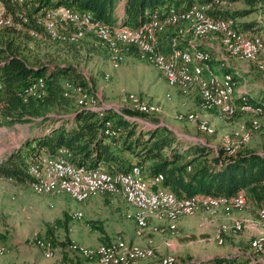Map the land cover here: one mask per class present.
<instances>
[{
    "label": "rangeland",
    "instance_id": "1",
    "mask_svg": "<svg viewBox=\"0 0 264 264\" xmlns=\"http://www.w3.org/2000/svg\"><path fill=\"white\" fill-rule=\"evenodd\" d=\"M227 5L226 3L217 5L212 2L209 8L210 15H212L211 11L217 7L223 9ZM226 9L236 12L239 16L237 23L254 24L253 29L249 27L247 32H241L244 36L264 38V0L255 6L249 5L245 0H238L224 8ZM3 10L0 2V12ZM64 31L73 33L69 25L64 26ZM169 34L173 36L172 45ZM162 35L164 36L161 37ZM162 35L157 37L156 45L160 49V44L161 48L168 52L177 48L180 42L183 45L186 44L185 42L199 44L201 41L215 38L214 36L198 37L188 24L168 27ZM164 37L168 41L163 40ZM13 38L29 63H45L52 67L75 65L88 81L89 92L97 96L98 111L103 110L107 113L106 110H112L119 114H123L124 111L131 113L135 120L145 125L152 126L154 122L159 125H170L178 131L170 129L178 137L177 147L181 150L194 144L209 145L211 153L199 158V161L211 159L221 148L224 150L229 147L232 140L239 145L238 152L241 149L257 150L264 156V114L251 111L237 112L231 117L216 110L205 113L198 111L197 105L193 110L183 108L185 103L182 104L184 97L179 92L180 89L170 86L165 76L154 65L148 64L135 48L120 46L119 53L123 56L124 63L114 69L110 52L93 33L85 32L83 37L72 41L73 43L54 42L46 34L33 38L23 27H19L13 33ZM261 40L263 41L262 38ZM215 41L220 43V49L223 50L217 58L218 66L225 64L226 70L231 68L229 72L236 73L239 92H247L246 96L249 97L251 91H257L256 93L264 91V59L249 62L238 58L244 64L241 65L243 71L240 76L239 72L234 70L230 62L231 57L225 51L221 41L210 42ZM211 53L214 54V51L212 50ZM247 67L254 70L253 75L250 76V73L246 71ZM107 76H109L108 79ZM183 92L189 93L190 96L196 92L198 102L195 99L193 103H199L200 107L201 88L199 86ZM132 96L157 106L159 112L150 117L137 115L129 103ZM189 100L192 101L191 98ZM68 111L51 112L49 116L52 119L46 123L42 119H35L27 123L0 125V161L34 132L44 131L52 123H64L63 119L68 117ZM179 114H197L198 118L213 130V134L202 133L197 124L192 125V123L177 120ZM141 128L144 127L141 126ZM243 139L247 141L244 142ZM168 150L166 149L165 152L168 153ZM125 155L131 157L132 154L126 152ZM152 162L151 160L142 162L144 176L147 179H150L147 174ZM153 178L151 181H154ZM30 183L29 180L19 183L14 179L0 177V243H6V246L11 247L15 241H24V247L30 255L44 250L47 256L54 257L58 249L67 248L72 255L85 260L82 264H99L96 257L98 250L103 246L121 242L123 247L119 253L124 260L127 259L132 247L151 253L150 258L137 260L133 264H163L165 259H172L175 264H207L221 255L230 253L246 255V251L239 252L241 249L233 250V245L236 243L234 240L238 239L236 236H240L241 243H245L242 248L249 250L250 246L247 243L253 236L244 240L246 235L251 233L252 227L259 226L263 229L259 223L261 209L259 203L253 199L248 201L244 192L239 194L245 201L242 209L237 208L232 199H223L225 197L220 198V203L209 210L203 204H199L192 216L183 217L181 223L179 221L176 224L175 229H171V224L161 211L150 212L147 215V230L141 236H137V225L128 218L136 210L121 195L98 194L88 200L78 201L70 194L58 191L47 194L36 193ZM142 183L145 184L143 179ZM161 185L162 181L157 184L159 187ZM145 186L148 188L147 184ZM237 212L243 215L244 213L257 215L246 219L247 217L243 215L236 216ZM77 213L82 214L83 217L74 218ZM249 218H253L254 223L252 220L247 221ZM237 224L241 227L240 231L235 229ZM224 231L231 233L226 234L223 233ZM256 240L264 242V234L251 240V248ZM39 242L50 244L52 252L42 249ZM227 247L231 249L227 250ZM252 250L250 254L253 256L264 252V250L260 253ZM59 251L63 252L61 249ZM86 253L94 255L88 256ZM67 254L69 255L68 252ZM66 263L76 264L77 262L69 260L62 264Z\"/></svg>",
    "mask_w": 264,
    "mask_h": 264
},
{
    "label": "trees",
    "instance_id": "2",
    "mask_svg": "<svg viewBox=\"0 0 264 264\" xmlns=\"http://www.w3.org/2000/svg\"><path fill=\"white\" fill-rule=\"evenodd\" d=\"M213 1L0 0L5 14L13 17L14 21L10 27H0V125L27 123L35 119H42L46 123L52 119L49 116L51 112L68 111L74 107L67 112L69 114L63 119L64 123H52L44 131L34 132L19 147L7 153L0 161V177L14 179L19 183L31 182L27 169L40 154L45 151L55 157L59 150L64 149L69 152L70 162L75 166L95 169L102 165L112 174H126L136 166L143 168L142 162L151 160L153 162L147 176H162L160 187L173 192L180 199L196 196L231 198L244 192L248 201L253 199L262 207L264 156L245 149L229 156L221 148L211 159L199 161V158L211 153L209 145L194 144L181 150L177 147L178 137L165 125L155 122L152 126L145 125L135 120L129 112L119 114L109 110L105 113L103 110L80 108L74 98L66 96L64 88L66 81L88 88V81L77 67L29 63L13 38V33L19 27H23L33 38L38 37H34L31 32L45 35L41 20L47 11L61 6L80 13L89 12L97 21L106 25L136 29L159 10L167 12L173 8L188 9L196 4L209 5ZM218 1L229 6L238 0ZM245 1L255 6L263 0ZM121 6L122 14H119ZM224 8L217 7L211 11L213 16L208 14L214 19L233 18L239 21L236 12ZM253 26V23L239 22L238 30L245 33L247 28L253 29ZM187 47V44H179L177 48ZM40 78L46 82V96L43 99L24 98V91ZM249 98L253 105L264 107V91L256 94L250 92ZM32 145H35L34 148ZM166 149H169L168 153ZM126 152H130L131 157H127ZM189 157L192 158L187 160ZM207 264L264 263L258 256L247 253L218 256Z\"/></svg>",
    "mask_w": 264,
    "mask_h": 264
},
{
    "label": "bare ground",
    "instance_id": "3",
    "mask_svg": "<svg viewBox=\"0 0 264 264\" xmlns=\"http://www.w3.org/2000/svg\"><path fill=\"white\" fill-rule=\"evenodd\" d=\"M213 2L217 5H223L218 0H214ZM210 6L211 4H201V6L194 5L188 9L173 8L167 12L159 10L153 14L148 22L136 29L106 25L97 21L89 12L80 13L66 6L47 11L41 22L44 25L46 35L53 41L72 42L83 37L85 32L95 34L110 52V60L114 69L119 68L124 63V58L119 53L120 46L135 48L148 64L154 65L165 76L170 86L178 88L181 91H188L195 86H199L201 88L200 108L204 112L216 110L225 116L231 117L236 115L237 112L251 111L264 114V107L253 105L249 101V97L246 96L248 95L247 92H239V81L234 72L226 70L225 64L220 65L222 69L220 72L213 68L214 56L210 51L196 48L194 50H175L165 53L157 47V37L162 35L166 28L179 24H188L200 38H207L209 36L220 38L227 53L232 57L249 62L264 59V43L261 38L255 36L254 38H247L244 36L238 30L236 19L211 18L208 14L210 13ZM55 11H64L77 16L79 21L71 22V19L60 18L59 22V19L55 16ZM98 24L102 28H98ZM11 25L13 24L10 16L1 11L0 27H10ZM66 25L71 26L73 33L71 31H64V26ZM124 30L137 31V35L119 34L118 36H111L109 34V32H122ZM31 34L34 37L40 36L36 32H31ZM108 78L109 76H107ZM64 88L66 96L74 98L78 107L98 111L99 100L86 87L66 81L64 82ZM223 91H225V105L219 103L222 99ZM23 96L24 98L43 99L46 96L45 80L43 78L38 79L24 91ZM129 103L131 109L143 117H150L159 112L157 106L147 103L136 96H132ZM176 119L181 122L197 124L198 129L202 133L213 134V130L206 123L202 122L197 114H179ZM146 121L148 122V120ZM113 134L112 132L111 135ZM243 141L246 142L247 140L243 139ZM238 150L239 145L234 140H232L229 147L224 148L225 154L229 156L237 154ZM47 161L59 164L56 166L55 179L49 181L46 166L41 164V162ZM27 172L32 178L30 185L36 193L47 194L58 191L68 193L78 201L88 200L98 194L123 196L136 210L133 219L137 225V236H141L147 230V215L150 212L161 211L165 219L171 224V229H175L176 224L183 217L192 216L199 204H203L209 210L218 205L221 201L220 198H223L209 196V200L207 201H205V198L200 197L180 199L173 192L164 190L166 194L162 198L144 203L145 190H148V188L142 183V167L136 166L126 174H112L102 165L95 169L77 167L70 162V154L64 149L59 150L58 155L55 157L43 151L35 162L29 166ZM83 175H87V181L81 191L80 185H72V178L74 182H82ZM153 179L155 185H157L163 178L162 176H156ZM238 196L239 194L235 197ZM240 197V200L236 198L223 199H232L236 207L242 209L245 201L241 195ZM82 217L80 213L74 215V218L77 219H81ZM259 223L264 229V206L259 211ZM235 229L240 231L241 227L237 224ZM39 245L51 250L50 244L39 242ZM122 247L121 242L103 246L96 253L98 263L133 264L137 260H145L151 257L150 252L141 250L138 247H132L127 255V259L124 260L120 257L119 253ZM253 249L256 252H262L264 250V242L262 240L254 241ZM6 252L5 249L0 250L1 255ZM86 255L94 254L86 253ZM163 264H175V261L165 259Z\"/></svg>",
    "mask_w": 264,
    "mask_h": 264
},
{
    "label": "crops",
    "instance_id": "4",
    "mask_svg": "<svg viewBox=\"0 0 264 264\" xmlns=\"http://www.w3.org/2000/svg\"><path fill=\"white\" fill-rule=\"evenodd\" d=\"M119 14H122V6L119 9ZM164 35H166V34H164ZM164 35H162V36L160 35V36L163 37ZM161 37H160V42H161ZM169 37L171 38L170 40L173 42V36L171 34H169ZM163 40H167L168 41V39H166L165 37L163 38ZM213 40H220V38L215 37V38H210L208 40H204V41H201V42L199 41L200 42L199 44H192V43H189V42H185L187 44V46H188L187 48H184V49L175 48L174 50H194L196 48L205 49V50H208L210 52L213 50L215 55L213 54L214 61H213V64L212 65H213V68L215 70H217V71L220 72V71H222V69L220 68V66H218V63L219 62L217 61V58L220 56V54L222 53L223 50L220 49V43L218 41L210 42V41H213ZM179 44H182V43L180 42ZM159 46H160V49L164 51V49L161 48V45L160 44H159ZM222 46H223V44H222ZM224 49H225V47H224ZM174 50H172V51H174ZM170 51H169V53H170ZM225 51L227 52L226 49H225ZM164 52H168V51H164ZM230 57H231L230 62L232 64L234 70H237L239 72V75L241 76V72L243 71L242 68H241V65L243 66L244 64L240 61V59L235 58V57H232V56H230ZM245 69H246V71L248 73H250V76L254 74V70L253 69H250L248 67L245 68ZM241 82H243V81H241ZM179 92H181V94L183 95L182 97H184L182 104L185 103V105L184 106L182 105L183 108L193 110L194 107H195V105H197L198 108H199L198 111H202L201 108L199 107V103H196V102L193 103V101H195V99L198 98V94L196 92L193 93L191 96H190L189 93L187 94V93H185V92H183L181 90ZM256 92L257 91H254V92L251 91L252 94H256ZM188 96H190V97H188ZM186 97H188V98H186ZM189 98H191L192 101H190ZM197 102H198V99H197ZM187 111H189V110H187ZM167 127L169 129H172V130L178 132L176 129H173L170 125H167ZM256 152L260 153L261 151H257L256 150ZM151 178L150 179H147L144 176V170H143L142 179H143L144 183L147 184V186H148V183L146 182V180L147 181H151ZM134 213L128 216V218L131 219L132 221H134V219H133ZM235 215L236 216H242L243 214H241V212H237ZM256 215H254L253 213H244L243 216L247 217L246 219H248V217H254ZM250 220H252L253 223H254V219L253 218H249V220H247V221H250ZM181 221L182 220H180L179 223H181ZM134 223H135V221H134ZM257 224H258V222H257ZM226 231H224L223 233H226ZM250 232L251 233H248V235H246V237H245L244 240H246V238H250V236H253L252 237V239H253L256 236H260V235H263L264 234V230L261 229V228H259V226L252 227V229H251ZM228 233H231V232H228ZM228 233H226V234H228ZM233 235H237V234H233ZM236 237H238V239L234 240V241H236V243L233 245V250H235V249H238V250L241 249V250H239V252L246 251L247 253H250L251 250L253 249V248H251V240L252 239L250 241H248L249 243H247L250 246L249 250H245L244 248H242L245 245V243H241V240L242 239H240V236H236ZM23 243H24V241H21V240L15 241L12 244L11 247L6 246L5 245L6 243H0V250L1 249H5L7 251L6 253L2 254L3 256H0V264H62L63 262H68L69 260L76 261L78 264L85 263V260L83 258L77 257L74 254H73L74 255L73 256L69 252V250L67 248H64V249L60 248L61 250H63V252L62 251H59L60 249H58L56 251L54 257L47 256V254L45 253L44 250L43 251H36V253H34V255H30L29 254V251H27V249H25V247H24L25 245ZM1 247H3V248H1ZM42 249H45V248L42 247ZM42 249H40V250H42ZM230 249H231L230 247H227V250H230ZM45 250H47L49 252H52V251H50L48 249H45ZM67 252L69 253V255L67 254ZM51 256H52V254H51ZM224 256H226V257H228V256H234V253H230V254H226V255H221V257H224ZM258 258L264 263V252L262 254L258 255Z\"/></svg>",
    "mask_w": 264,
    "mask_h": 264
},
{
    "label": "built area",
    "instance_id": "5",
    "mask_svg": "<svg viewBox=\"0 0 264 264\" xmlns=\"http://www.w3.org/2000/svg\"><path fill=\"white\" fill-rule=\"evenodd\" d=\"M55 16L59 19V22H60V18L71 19V22L79 21V18L77 16H73L71 14L64 12V11H55ZM10 20H11L12 24L14 25L13 17H10ZM85 26H88V25H85ZM98 28H102L100 26V24H98ZM109 34L111 36H118L119 34H136L137 35V31L124 30L122 32H109ZM219 103L225 105V91H223L222 99ZM106 111H109V110H106ZM41 164L46 166V173L48 175V181L51 179H55V177H56V166H58L59 164L58 163H52L50 161L41 162ZM86 181H87V175H83V181L82 182H74L73 178H72V185H80L81 191H82V188H83L84 184L86 183ZM147 182H148V190H145L144 203L153 201L154 199L162 198L166 194V192H164L163 188L155 185V181H147ZM204 198H205V201L209 200V196H206ZM231 198H236L238 200L241 199L240 195L238 197H231Z\"/></svg>",
    "mask_w": 264,
    "mask_h": 264
}]
</instances>
